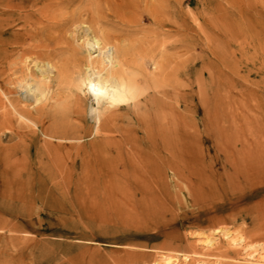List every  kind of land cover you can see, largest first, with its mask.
<instances>
[{"label":"rangeland","instance_id":"1","mask_svg":"<svg viewBox=\"0 0 264 264\" xmlns=\"http://www.w3.org/2000/svg\"><path fill=\"white\" fill-rule=\"evenodd\" d=\"M78 14L148 81L98 128ZM168 258L264 264V0H0V264Z\"/></svg>","mask_w":264,"mask_h":264},{"label":"bare ground","instance_id":"2","mask_svg":"<svg viewBox=\"0 0 264 264\" xmlns=\"http://www.w3.org/2000/svg\"><path fill=\"white\" fill-rule=\"evenodd\" d=\"M80 18L81 14H78L77 17L65 20L63 23L50 25L49 27L64 29L67 25H74L78 22L80 24L89 23V26L87 27H82L84 26L82 25L78 28L79 30L83 29L80 33H78L79 36L77 37V41H81V46L71 45L69 49L75 56L78 55L79 51L81 52L82 49L87 52V61L85 64L86 71L84 72V75L81 77L79 76L80 85L78 86L79 88L84 87L86 92L93 99L92 101L94 102L95 107L91 106L90 113L95 120L96 127L98 128L100 125L102 126L101 123L103 120V113H105L103 110H112L116 107H124L125 104L136 98L137 92L142 87L147 85L148 81L142 78V86H140L134 77L129 75L131 60L128 59V56L131 55L133 49L129 46L126 47L125 45L120 44L119 36L112 34L110 31V33L103 31H99L100 33L97 32L94 25L98 23L100 18L96 19V16L95 18L90 16L89 19H85L86 21L84 19L81 20ZM40 32H42V30L37 31L35 38H39L38 36H40ZM82 33H84V35H82ZM92 34H94V36H91ZM112 41H115L116 43H113ZM62 42L63 38L61 37H49L43 42L39 41L35 48H46L47 50L50 49L54 51L62 44ZM36 55L38 57L41 53H36ZM34 65L37 69L39 79L30 76L27 81H24L25 83L23 84V89H25L26 93H28L30 97L38 101L42 99V96H44L45 89L49 88L51 78L54 77V69L48 62L44 64L45 68L43 69L37 64ZM68 77L69 76L66 75V70L64 71V69H60L57 72L56 82L59 85L66 84L68 83ZM162 261L163 264L171 263L170 258ZM145 264H159V262L153 261Z\"/></svg>","mask_w":264,"mask_h":264}]
</instances>
